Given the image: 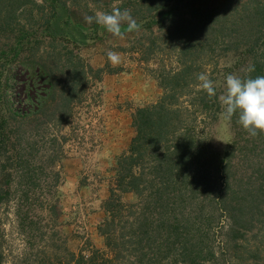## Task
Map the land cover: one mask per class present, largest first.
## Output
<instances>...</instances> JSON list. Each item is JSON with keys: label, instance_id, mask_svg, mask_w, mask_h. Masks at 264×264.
<instances>
[{"label": "trees", "instance_id": "trees-1", "mask_svg": "<svg viewBox=\"0 0 264 264\" xmlns=\"http://www.w3.org/2000/svg\"><path fill=\"white\" fill-rule=\"evenodd\" d=\"M41 1L48 16L25 27L19 26L17 13L32 0H0V78L5 75L4 86L10 87L15 82L12 65L20 66L27 103L23 113L6 106L7 118L0 116V210L12 201V172L24 162L22 173L30 174L29 163L21 161L24 148L15 149L19 129H6L9 120L40 113L55 92L44 55L34 62L38 52L30 53L45 39L49 44L60 40L71 56L104 36L95 22L74 26L66 2ZM115 1L139 25L130 31L136 34L128 40L127 53L147 65L172 57L176 67L151 71L162 95L132 110L133 136L115 162L114 182L102 202L105 215L97 231L103 249L84 247L53 260L39 253L25 264H264V133L252 137L236 116L225 119L219 102L228 74L264 76V0L108 3ZM122 29L128 30L127 25ZM250 67L255 70L249 72ZM199 73L214 82L216 96L210 98L198 87ZM72 76L78 77L76 70ZM191 115L201 116L206 133H197ZM221 122L229 138L218 151L210 135ZM30 178L17 185L29 187ZM27 200L20 196L16 201ZM53 210L50 205L47 213ZM3 237L0 219V264H5ZM216 238L217 249L211 245Z\"/></svg>", "mask_w": 264, "mask_h": 264}, {"label": "rangeland", "instance_id": "rangeland-1", "mask_svg": "<svg viewBox=\"0 0 264 264\" xmlns=\"http://www.w3.org/2000/svg\"><path fill=\"white\" fill-rule=\"evenodd\" d=\"M61 1L70 9L74 26H87L85 16L97 11L111 12L119 5L116 1L108 3L109 0H101L102 5L96 0ZM25 5L23 9L27 10L17 13L19 26H35V21L48 16L41 0ZM122 31L123 38H117L103 28V39L73 50L71 61L70 47L60 40L49 44L45 39L30 53L34 56V51L38 52L34 62L44 55L43 64L55 92L45 99L40 113L26 120L10 119L6 127L19 129L21 137L15 149L24 148L20 153L25 158L21 161L29 163L30 172L22 173L26 172L21 169L25 166L22 162L11 178L16 185L20 179L26 183L31 178L29 187L12 184V201L0 210L5 264H25L39 253L53 260L55 255L66 257L67 252L78 253L84 247L103 249L104 241L97 231L105 215L102 202L114 182L115 162L133 136L132 110L152 104L162 95L156 73L151 71L176 67L172 57L148 65L140 63L138 55L127 53L128 40L136 33ZM108 51L119 54L118 65L108 60ZM15 65L11 73L15 82L10 87L4 86L5 75L0 78V116L5 118L6 106L20 113L27 111L25 74ZM73 70L78 77H71ZM181 105L188 106L185 100ZM191 116L197 133H206L201 116ZM228 138L223 122L211 130L210 141L218 151L224 150ZM20 196H27L28 200L17 203ZM125 200L132 201L133 197L125 196ZM50 205L55 207L52 214L47 213ZM220 225L225 228L227 222ZM219 244L216 238L211 245L217 249Z\"/></svg>", "mask_w": 264, "mask_h": 264}, {"label": "clouds", "instance_id": "clouds-1", "mask_svg": "<svg viewBox=\"0 0 264 264\" xmlns=\"http://www.w3.org/2000/svg\"><path fill=\"white\" fill-rule=\"evenodd\" d=\"M84 20L87 24L95 22L117 38L125 35L122 31L123 25H127L129 31L139 30L131 11H121L119 7H114L111 12L97 11L93 16H85ZM107 57L114 66L120 63V56L114 51H108ZM254 70V67L248 69L249 72ZM197 80L198 87L210 98L216 96V85L206 73H199ZM223 88L224 91L219 96L223 117L231 120L236 116L238 123L252 137L264 133V76L243 78L237 74H228Z\"/></svg>", "mask_w": 264, "mask_h": 264}]
</instances>
